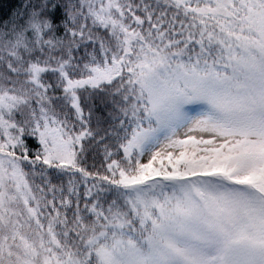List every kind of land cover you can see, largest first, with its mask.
Wrapping results in <instances>:
<instances>
[{
	"label": "snow or ice",
	"instance_id": "snow-or-ice-1",
	"mask_svg": "<svg viewBox=\"0 0 264 264\" xmlns=\"http://www.w3.org/2000/svg\"><path fill=\"white\" fill-rule=\"evenodd\" d=\"M0 264H264V0L7 5Z\"/></svg>",
	"mask_w": 264,
	"mask_h": 264
},
{
	"label": "trees",
	"instance_id": "trees-1",
	"mask_svg": "<svg viewBox=\"0 0 264 264\" xmlns=\"http://www.w3.org/2000/svg\"><path fill=\"white\" fill-rule=\"evenodd\" d=\"M20 3V0H0V13L6 8L7 5L16 6Z\"/></svg>",
	"mask_w": 264,
	"mask_h": 264
}]
</instances>
